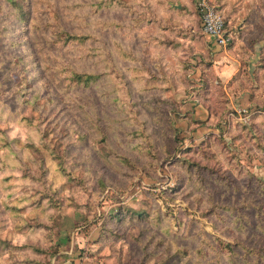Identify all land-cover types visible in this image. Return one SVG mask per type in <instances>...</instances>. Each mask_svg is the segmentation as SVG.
<instances>
[{"label": "rangeland", "instance_id": "rangeland-1", "mask_svg": "<svg viewBox=\"0 0 264 264\" xmlns=\"http://www.w3.org/2000/svg\"><path fill=\"white\" fill-rule=\"evenodd\" d=\"M119 1L29 0L21 17L0 0V264H255L243 247L264 248V0H213L257 89L234 108L214 81V131L196 117L215 72L197 0ZM63 30L89 40L63 45ZM71 69L101 79L69 87Z\"/></svg>", "mask_w": 264, "mask_h": 264}, {"label": "trees", "instance_id": "trees-1", "mask_svg": "<svg viewBox=\"0 0 264 264\" xmlns=\"http://www.w3.org/2000/svg\"><path fill=\"white\" fill-rule=\"evenodd\" d=\"M9 2L11 3L12 7L15 9V11L17 12V14L19 16H21V17H30V13H29V9H28L29 0H9ZM25 2L27 4V8H25V4H24ZM111 2L116 3L117 5H119V4L121 5L123 3V2H121L119 0H111ZM127 7L133 8L131 5H129ZM216 8H217L218 11L220 10L217 6H216ZM225 25H226V23H225ZM226 30H227V28H226ZM241 33H243L242 30H241ZM228 34L233 35L231 32H228ZM57 38H58L59 42L63 43V45H67L69 43H78V44L82 45V44H85L89 40V36H87V35L72 34V33H69L67 31H64V30L57 34ZM233 41H234V37H233L232 42ZM162 44L168 46V45H170V42L166 43L164 41V43L162 42ZM117 45L119 47L117 51L120 54V56L122 55V56H124L126 58L132 59V54L131 53H128V52L124 51L119 46V44H117ZM111 63L113 65L112 66V70H113V73L115 74V77L117 76L118 78L122 79L123 78V74L120 71V68L117 66V64H114V62H111ZM206 67H207L206 71H209V70L212 71V72L215 71L213 66H211L210 64H208V65L206 64ZM214 74H215V72H213V76H208L206 74H203V77H202L203 87L200 88V96H199L200 97V101L199 102L204 104V106L207 107L209 111H210V106L208 105V102H210V101H211V103L214 102V96H215V93H216V90H215L216 86L214 85V81L217 80V78H216L217 76L215 77L216 74L215 75ZM244 77H246V76L243 74V71H242V73H240L238 75V78H235L233 81L230 82L228 87H230L229 89H231V87H233V86H235L237 84L236 88L238 90H240V91L248 92L249 93L250 102L254 103V105H255V99H257L256 96H255V93H257V89L254 88L253 82H252L251 79L248 81V83L247 82L243 83L242 80H243ZM100 79H101L100 75H97V74H94V73H86V72L76 71L75 69H71L69 71L68 76L66 77V81H67L69 87L84 88V89L93 87L97 82L100 81ZM222 96H223L224 99H226V102L228 103L227 106H229L230 101L227 98V94L224 91V89L222 91ZM258 96H260V95H258ZM211 97H212V99H211ZM209 114H210V117H212V119L216 118L215 117L216 115L211 113V111L209 112ZM25 120H27V119H25ZM155 151H156V142L154 140H151V144H150V146L148 148L147 154L148 155H153L152 153H155ZM191 151H193L194 153H201L202 152L201 149H199L198 151H194V150H191ZM176 163L177 164H181V165H183V164L186 165L188 162L177 161ZM190 164H192V163H190ZM191 166L192 167H197V168H201L202 167L197 162L193 163ZM59 170L63 173V175H65L68 178L72 179V175L70 173H68L65 169L60 167ZM45 200L54 201L53 197L50 196V195L49 196H45ZM139 216L141 217L142 221H148L149 218H150V214H147V216H145L142 213V214H139ZM217 240L221 244L222 248L225 251H227V254L233 255V256L236 255V252H235L234 248L240 247V245L236 246V245H233L231 243H226V242H224V241H222L220 239H217ZM8 246H10V244ZM15 247H14L15 249H20V248L22 249V248H25L26 246H20V247L15 246ZM29 247L32 248L35 252L44 253L43 250H41L40 248H37L36 246H29ZM243 249L245 251L244 253H245L246 256H251V257L257 258L255 264H257L258 261H263L264 260V248L256 249V248H249L248 246H244ZM34 263H40V262H34ZM40 264H49V263H40ZM231 264H237V262L235 261V259H233V257H232Z\"/></svg>", "mask_w": 264, "mask_h": 264}, {"label": "crops", "instance_id": "crops-1", "mask_svg": "<svg viewBox=\"0 0 264 264\" xmlns=\"http://www.w3.org/2000/svg\"><path fill=\"white\" fill-rule=\"evenodd\" d=\"M236 36L238 37V33ZM234 41L228 47H222L214 38L209 36L204 37V45L212 54L215 74L218 77L216 83L220 81L222 85H224V91L228 95L229 100L231 101L230 103H232L235 108L237 106H242V102L247 101L249 104L251 102L249 100V93L238 90L236 88L237 84L231 87V89L228 87L230 82L235 78H238V75L242 73V71L244 74V69L246 67L244 56L248 57L246 54L242 55L244 53L241 51L240 47L242 42L240 40L238 42ZM198 107L199 109L196 112V117L203 122L206 121L207 124L205 128L209 129L213 119L202 105H199ZM211 131H214V129H211Z\"/></svg>", "mask_w": 264, "mask_h": 264}, {"label": "built area", "instance_id": "built-area-1", "mask_svg": "<svg viewBox=\"0 0 264 264\" xmlns=\"http://www.w3.org/2000/svg\"><path fill=\"white\" fill-rule=\"evenodd\" d=\"M197 9L201 15L202 33L214 38L220 46L228 47L232 43L233 36L228 34L225 21L213 0H197ZM236 112L241 119L247 111L239 109Z\"/></svg>", "mask_w": 264, "mask_h": 264}]
</instances>
